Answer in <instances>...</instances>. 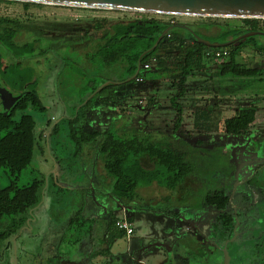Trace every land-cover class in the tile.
<instances>
[{
    "label": "rangeland",
    "instance_id": "obj_1",
    "mask_svg": "<svg viewBox=\"0 0 264 264\" xmlns=\"http://www.w3.org/2000/svg\"><path fill=\"white\" fill-rule=\"evenodd\" d=\"M0 17L19 20L27 26V29L22 30L17 37L19 44L36 40L35 52L40 50L46 52L42 57L37 56L26 60L23 63L24 67L19 70L31 76L29 84L24 87V92L35 91L41 100L43 111L40 112L38 109L26 111L34 117L35 131L41 137V141L34 149L31 164L19 174L16 185L25 187L35 181L41 182L40 202L29 211L30 217H21L24 224L19 227L17 233L0 245V264H48L56 252L57 256L64 258L66 262L64 264H70L73 260L68 257L76 259L80 256L79 250L84 247L81 243L74 242L90 234L93 223L81 222L82 225L80 224L79 228L64 231L63 227L67 219L77 217L81 198L73 191H60V189L65 179H69V182L76 179L75 183H78L95 178L97 173L93 170L96 171L99 166L101 167L102 162L100 158L102 156L98 153L95 142L79 145L76 139L72 138V134L77 138L80 136V131L103 129L124 136L117 130L129 125L131 120L119 112L122 113L123 106L131 100L125 96L121 98L120 95L131 91L134 96L132 102H134L136 97L147 98L159 92L164 95L161 103L165 102L168 105L170 98L176 95L177 89H172L171 83L177 78L175 68L180 62L178 54L172 48L165 50L164 46L159 52L165 60L162 67L172 71L170 73L160 71L161 74H159L157 66L153 64L151 70L142 71L144 82L128 85L129 82H126L128 79L123 80L121 67L104 63L96 52V45L84 41L88 40L83 37L84 32L94 33L90 22L94 19L107 21L155 19L189 26L197 32L200 39L210 42L219 41L216 34L220 28L244 29L245 26L242 18L133 14L34 3H30L25 8L21 2L10 1H0ZM259 27L264 29V19H260ZM254 37L260 42V47H264V36ZM1 55L0 83L2 84L0 85L8 93L17 94L10 85H7L8 81L3 76V67L12 63L13 59L4 50ZM236 61L249 68L264 67V56L257 55L252 48L244 49L237 56ZM217 64L218 61L210 58L203 59L201 69L199 71L194 69L192 72L195 74L194 78H189L185 85L187 89L185 92L197 95L196 102L209 106L211 109L213 107L212 116H215L214 123H216L214 125L218 128L216 134L218 144L211 150L205 151L198 147L191 151L184 149L187 151L184 155L185 161L191 168L185 178V185L192 186L203 180L201 196L216 190H224L227 194L230 193L229 197L234 196L233 204L238 212L239 237L230 244L232 246L229 249V264H245L249 256L252 261L254 252H258L259 255L257 263L252 264H264V102L260 99L255 102L254 99V97L264 98V81H258L255 78L218 77ZM104 84L115 87L121 85L122 88H111L103 93H96L90 98ZM93 89H95L94 92H92ZM178 100L182 104L181 97ZM212 102L215 104L217 102V112ZM185 103L183 107L187 109L188 106ZM254 103L259 104V111L255 123L250 126L251 134L243 139L244 142L240 140L242 138L226 135L223 132V122L231 118L239 108ZM153 111L151 114H142L139 116L140 119L139 117L136 120L132 119V123L141 127V132L137 135L161 148H169L166 138V135L170 134L168 129L161 133L152 130L156 125H160L159 128L165 130L166 126L173 124L177 117V110L168 107ZM18 117L17 114L16 118ZM189 118H192L191 113ZM187 119L188 116H185L186 123L189 122ZM54 127H56L55 132ZM187 127L177 134L184 135ZM191 133L195 135L198 131ZM238 140L245 146L241 150L237 146ZM242 151L251 161L244 160L243 163H239L238 154L240 153L241 156ZM254 169L257 173L254 180L251 183H243L244 178L248 177L246 175L248 173L243 172ZM11 180L6 169L0 168V189L7 188ZM236 185L239 187L234 192ZM106 198V196L97 195L98 200H103L105 208L114 210L112 216H116V207ZM186 207L190 215L198 217L203 215L207 224L216 214L214 208H208L207 212L201 214L198 209L191 211V206ZM186 207L182 206L181 209ZM175 208L179 209L180 206ZM158 209L175 212L174 207L167 205H161ZM179 215L183 216L181 212ZM31 217H34L32 222H28ZM18 218L20 219L18 216L4 217L0 220V232L16 230L19 226ZM163 219L165 218L146 221L148 225L145 221L136 223L135 226L138 228L136 233L141 242H138L139 245H133L131 251H129L130 245L124 239H117L111 248L113 258L116 257V260L110 258V264H133L129 257L136 253L134 251L136 247L137 251L146 248L147 252L141 256V259L148 264H167L170 250L175 264H184L185 259L188 264H222L223 253L216 245L224 247L223 238L213 239L214 244H211L205 240L206 238L202 240L198 231L190 227L188 223L177 220V224L170 228L176 234L168 239L165 234L169 230L168 220L165 219L166 222H164ZM95 223L93 231L98 237L103 229L100 231L101 224L97 225L98 221ZM201 232L204 231L201 230ZM210 232L211 227L205 236L209 237ZM146 233L149 235L161 233L162 237H157V241L153 242V244H160L161 247L151 246L149 235L145 237ZM138 257L140 256H136Z\"/></svg>",
    "mask_w": 264,
    "mask_h": 264
},
{
    "label": "trees",
    "instance_id": "obj_2",
    "mask_svg": "<svg viewBox=\"0 0 264 264\" xmlns=\"http://www.w3.org/2000/svg\"><path fill=\"white\" fill-rule=\"evenodd\" d=\"M23 4L27 8L30 3ZM242 20L244 29L223 27L216 34L219 41H207L217 44L229 43L223 48H217L228 53L226 58L218 61L217 76L239 79L255 78L258 81H264V67L249 68L236 61L237 56L246 48H252L257 55L264 56V47H260V42L254 36L236 41L238 37L248 32L264 33V29L259 27L260 19ZM90 23H92L94 33L84 32L83 37L88 38L84 41L96 45V52L104 63L119 65L123 70V80L130 79L135 75L140 61L141 70L136 79L129 82L128 85L132 83L134 85L141 84L136 81L137 79L144 82L142 71L151 70L153 64L157 66L159 74L162 71L167 73L172 71L162 67L165 60L164 56L159 55V52L164 46L166 47L165 50L172 48L178 54L180 62L175 68L177 78L171 83L172 89L176 88L177 91L172 98L171 106L177 110L175 126L180 125L182 111L175 101L184 94L188 79L194 78L193 70L199 71L201 69L203 59H206L205 52L215 48H208L196 42L185 28L193 31L198 37L197 32L186 25L142 18L125 21L94 19ZM24 29H27V26L21 21L0 17V51L4 50L9 53L13 59L12 63L3 67V76L8 81L7 85H10L17 92V95H21L7 113H3L0 109V168L6 169L8 176L12 179L7 188L0 189V220L4 217H20L17 221L19 226L16 230L0 232V245L17 233L19 227L24 224L21 217H28L29 211L40 202L41 182L35 181L25 187H17L16 185L19 174L31 164L34 149L38 147L41 141V137L35 131L34 117L26 111L29 109L43 111L38 94L35 91L24 92V87L29 84L31 76L19 70L24 67L23 63L26 60L37 56L42 57L46 53L44 50L35 52L36 40L22 44L17 42L18 35ZM166 29L169 30L162 37L157 47L143 55L153 47ZM144 65H149V68L144 69ZM111 88L120 89L122 86L108 85L99 93ZM94 91L95 89L92 90V92ZM256 112L255 104L239 108L231 118L223 122V132L229 136H246L250 132V126L255 121ZM17 114L19 115L18 118H16ZM202 120L195 118L194 122L200 125ZM214 122L215 116H211L212 125L216 124ZM55 129L56 127L53 128L54 132ZM79 133L80 136L77 138L72 134V138L76 139L79 145L81 143H96L98 153L102 156L103 169L107 176L113 180L111 196L124 207L133 202L139 186L158 181L170 188H176L191 171L183 154L170 148H161L145 138L138 137V135L124 137L109 130L80 131ZM141 157H148L154 163V169L151 171L143 170L138 163ZM204 204L218 211L214 225L220 227L230 237L234 225V215L229 206V197L224 192H213L205 196ZM75 222L74 219L72 230L79 228L75 226ZM231 246L230 244L226 245L228 255ZM246 261L245 264H247Z\"/></svg>",
    "mask_w": 264,
    "mask_h": 264
},
{
    "label": "crops",
    "instance_id": "obj_3",
    "mask_svg": "<svg viewBox=\"0 0 264 264\" xmlns=\"http://www.w3.org/2000/svg\"><path fill=\"white\" fill-rule=\"evenodd\" d=\"M142 83V82H140ZM187 90V89H186ZM189 91V90H188ZM126 94H129L128 96ZM127 97L131 101L127 103V105L123 106L122 113L121 111L119 114L123 115L125 118H130L131 123L129 125H125L123 128H119L117 131L119 133H122L124 137H131L133 135H137L141 132V127L138 125L136 126L134 123H132V119L136 120L137 117L141 116L142 114H151L154 112L153 110H158L159 108L167 109L171 106L172 98L174 95L170 98L168 105L166 103H161V100L164 98V95L157 92L155 94H152L151 96L145 97H136L135 101L132 102V98L134 97L130 92H125L122 95H120L121 98ZM130 96V97H129ZM195 96V97H194ZM197 95L195 94H188L187 92H184V94L181 96L182 104H180L176 100L175 103L180 106V109L182 111V122L180 125L175 126V123L169 124L165 127V130L162 129L159 126L153 127V132L161 133L163 131H166L168 129L170 134L166 135V138L168 139L167 145H169V148L179 152L183 155L185 153L187 154V151H184V149L192 150L194 143L196 142L195 138L200 137L203 138V142L207 143L208 139H212L213 137H217L218 128L212 125L211 123V116H212V109L209 106L200 105V103L196 102ZM257 102V99H260L264 102V98H257L254 97ZM186 101V103H185ZM132 102V103H131ZM186 104L188 106L187 109L183 107V104ZM213 103V102H212ZM255 104V103H254ZM215 108V112L218 110L217 102L216 104H212ZM257 107L256 116L258 114V105L255 104ZM157 106V108H156ZM154 107V108H153ZM190 110V112H189ZM191 113L192 118H189V115ZM185 116H188L189 122H185ZM203 119L202 123L198 125L196 122H194V119ZM140 119V117H139ZM138 119V121H139ZM256 121V118H255ZM171 122V121H170ZM255 123V122H253ZM253 125V124H252ZM187 127V130H185L184 135L177 134L179 131L184 130V128ZM191 126V127H190ZM172 127V128H171ZM103 129H99V131H102ZM172 130V131H171ZM198 131V134L193 135L191 132ZM172 133V134H171ZM48 138V135H46ZM183 141V143H181ZM101 158V157H100ZM102 160V158H101ZM139 166L145 170V171H151L154 169L155 165L154 163L148 158V157H141L139 160ZM95 173V178L85 180L82 182L75 183L76 179L74 181L69 182V179H65L63 181V186L60 191H68V192H74L81 198L80 202V208L77 212V217H69L67 219L66 225L63 227L64 231H71L72 230V222L75 219V226L79 227L81 222H91L93 225L90 229V234L88 233L85 237H80L82 239H79L76 241V243H81L84 247L79 250L80 256H78L76 259L74 257H68L70 260L72 259L70 264H110L111 260L110 258H113V254L111 253V248L113 246V243L117 239H124L125 242H127L128 245H130L129 251L132 250L133 245H139L138 242H141L139 239L140 237L137 236L138 233H136V223H141L145 221L146 225L148 223L146 221L151 222V220H158L160 218H165L168 221V229L167 233H165L169 238H172L175 236L176 232L174 230H170L172 226H175L178 221L182 222H188L193 221L200 222L201 226H203V230L206 229V220L201 215L198 217L197 215H193L192 212L190 215V212H188L189 209H187L186 206H191V211L198 209L199 213L204 214L208 211L207 206L204 204V198L208 194L202 195V187L204 183L197 182L192 186L185 185V180L176 188H170L167 185H164L161 182L154 181L149 185H141L136 190V196L133 202H131L128 206H123L120 202L115 200L111 196L112 192V185L113 180L107 176L103 169V161L101 162V167L93 170ZM77 182V181H76ZM75 183V185H74ZM201 190V191H200ZM97 195L106 196L109 201L112 202L113 206L116 207L115 213L116 216H112L114 213L113 211H110L109 209L105 208L103 204V200L97 199ZM199 200V201H197ZM190 204H186L189 203ZM105 203V202H104ZM161 205H167L168 207H174L175 212L171 210H159L158 207ZM175 206H180L179 209H176ZM182 206H185L186 209H181ZM33 212V211H32ZM179 212L182 213V217H180ZM209 213V212H208ZM174 215V216H172ZM189 215V216H187ZM30 217V215L28 216ZM32 218H29L28 222H32ZM122 218H125V220L131 225L133 232L130 236H127L123 231L117 229L115 227V223L118 220H121ZM164 220V222H166ZM80 220V222H79ZM171 220V222H170ZM98 221V224L100 225V231L103 229V232H100L99 236H97V233L93 231V226L96 225L95 222ZM137 221V222H136ZM173 222V223H172ZM77 229V228H76ZM138 230V228H137ZM179 230V228H177ZM187 231V229H186ZM164 234V233H163ZM149 234L146 233L147 237ZM137 236V237H136ZM157 237H162V234L160 235H154L152 233L149 235L150 242L152 243L151 246L161 247L160 244H153L154 241H157ZM60 241L61 237H60ZM150 247V246H149ZM137 247L134 248L133 256L129 257L130 260L133 262V264H140V262L143 264H148L147 262L143 261L141 259V256H144L147 252L146 248H143L142 250L137 251ZM71 254V252H69ZM58 253L56 252V255L54 254V257H51L48 261V264H64L66 263L60 256H57ZM70 256V255H69ZM136 256H140L136 258ZM116 260V257L113 258ZM121 260V258H119ZM184 264L187 263V259H185Z\"/></svg>",
    "mask_w": 264,
    "mask_h": 264
},
{
    "label": "water",
    "instance_id": "obj_4",
    "mask_svg": "<svg viewBox=\"0 0 264 264\" xmlns=\"http://www.w3.org/2000/svg\"><path fill=\"white\" fill-rule=\"evenodd\" d=\"M21 3H34L51 6H62L71 8L107 10L118 12H129L137 14H155L169 16H189V17H204V18H242V19H264V0H0ZM188 30L192 38L208 48H223L226 44L210 43L197 37L193 31ZM169 29H166L162 35L156 40L151 49L143 53V55L153 51L159 44L162 37L167 34ZM264 35L261 32H248L236 39V41L250 36ZM142 55V56H143ZM141 70L140 61L136 73L126 82L134 81ZM107 84L100 87L90 97L99 93ZM21 95L13 96L3 89L0 85V109L3 113H7L13 105L19 100ZM88 98V100L90 99ZM231 204V199H230ZM236 227L234 228V230ZM236 233L232 239L225 243L222 249L223 262L229 264V255L226 245L234 242ZM175 264L172 258V251L168 252V263Z\"/></svg>",
    "mask_w": 264,
    "mask_h": 264
},
{
    "label": "flooded vegetation",
    "instance_id": "obj_5",
    "mask_svg": "<svg viewBox=\"0 0 264 264\" xmlns=\"http://www.w3.org/2000/svg\"><path fill=\"white\" fill-rule=\"evenodd\" d=\"M2 57L1 55V51H0V58ZM1 84V83H0ZM13 96H19L17 94H13ZM91 132V131H90ZM251 133L249 132L246 136H232V137H237V138H242L240 139L241 141H243L244 138H247ZM196 142L194 143V146L192 148V150L196 147L198 148H203L205 149V151L208 149V150H211L215 145H217V137H213L212 139H208V142L207 143H204L203 142V138H200V137H197L195 138ZM239 141V140H238ZM244 142V141H243ZM236 143V141H235ZM236 145V144H235ZM244 144H242L240 141L237 143V146H239V149L241 150L242 147H245L243 146ZM243 152V151H242ZM240 154V153H239ZM238 154V158H239V163H243L244 160H249L251 161L245 154V152H243V154L240 156ZM245 169V168H244ZM256 169L254 170H250L249 172H243V173H248L246 174L248 177L247 178H244V182L243 183H251V181L254 180V178L256 177L257 173L255 172ZM203 181V180H202ZM236 182H239V181H236ZM204 183V182H203ZM239 187V185H236V189H234V192H236L237 188ZM213 192H224L225 195H227L228 197L230 196V193L227 194L224 190H216V191H213ZM213 192H209L207 195L213 193ZM234 194V193H233ZM233 197H229V201L231 199V204L229 202V206H230V209L233 211V215H234V225H233V229H232V234L230 237H228V234L227 233H224L220 227H216L214 225V219L215 217L218 215V211H216V214L214 216H212L210 219H209V224L206 223V229L203 230V226H201L200 222L196 221L193 223V221H186V223H188V225L192 228H195L197 231H198V235H201V239L203 240L204 238H206L205 240H207L208 242H210L211 244H214V240L213 239H221L223 238L225 240V243L227 241H229L230 239H232L233 235H234V232L236 233V238L235 240L239 237V232H238V212L235 210V207H234V204H233ZM209 208H212V207H209ZM210 225V226H209ZM211 227V232L209 234V237H206L205 236V233L207 231H209ZM236 227V229L234 230V228ZM203 230L204 232H201V230ZM234 240V242H235ZM232 242V243H234ZM232 243H228V244H232ZM219 250L222 252V249L224 247H220L218 245H216ZM225 246V245H224ZM258 252H254L253 253V256H252V261H251V258L249 256L248 260L246 261L247 264H249L250 262H255L257 263V259H258Z\"/></svg>",
    "mask_w": 264,
    "mask_h": 264
},
{
    "label": "built area",
    "instance_id": "obj_6",
    "mask_svg": "<svg viewBox=\"0 0 264 264\" xmlns=\"http://www.w3.org/2000/svg\"><path fill=\"white\" fill-rule=\"evenodd\" d=\"M133 14H135V13H133ZM171 24H173V22H171ZM204 55L206 58H210L212 60L219 61L221 59L226 58L228 56V53L225 50L213 49V50L206 51ZM143 68L148 69L149 65H144ZM136 81L141 82L142 80L137 79ZM115 227L117 229L123 231L127 236H130L133 232L131 225L125 220V218L118 220L115 223ZM140 264H142V263L140 262ZM143 264H145V263H143Z\"/></svg>",
    "mask_w": 264,
    "mask_h": 264
}]
</instances>
